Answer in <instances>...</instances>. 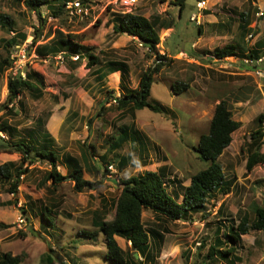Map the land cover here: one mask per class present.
<instances>
[{"label": "rangeland", "instance_id": "obj_1", "mask_svg": "<svg viewBox=\"0 0 264 264\" xmlns=\"http://www.w3.org/2000/svg\"><path fill=\"white\" fill-rule=\"evenodd\" d=\"M198 1L186 0L180 13L175 0H138L135 5L128 0H92L88 13L69 15L66 10L58 17L42 5L40 18L26 8L23 0H0V13L14 20V31L0 27V65L26 50L29 60L25 69L37 74L34 81L43 92L39 96L26 90L14 104L5 107L9 68H0V122L13 128L0 137L8 142L30 138L42 144L50 142L59 156L62 174L72 171L63 159L64 154H71L79 159L83 178L90 181L100 178L88 170V164H100L106 171L101 159L105 155V162H110L108 175L117 180L113 183L107 178L98 189L78 191L70 178L52 184L48 179L49 162L24 164L20 154L0 151V165L14 162L15 167L24 165L25 170L16 204L0 205V222L9 226L0 227V253H26L21 264H115L106 258L104 234L93 224L97 212L107 207L109 211L103 218L113 219L114 204L122 189L118 181L162 167L168 173L169 192L181 202L192 176L208 166L195 147L201 135L209 132L216 105L226 100L234 119L242 122L220 157L225 175L232 181L230 192L217 193L205 209L191 213L186 221L163 223L149 210L143 212V221L148 231L156 229L164 235L159 245L151 233L153 264H264V231L242 235L227 260L206 261L218 227L237 226L245 214L252 220L254 205L264 207V163L247 170L250 134L258 127L256 117L264 113V77L255 73L260 69L264 73V61L258 69L239 56H216V50L232 42L231 32L222 39L198 42L199 25L190 20L198 12ZM228 5L225 10L230 12L233 9ZM233 7L237 13L243 9ZM131 11L147 17L161 15L166 23L173 20V27L160 31L158 52L165 59H159L137 38L113 32L112 18ZM261 11L264 10L256 8L254 18H264ZM55 29L84 37L82 44L99 56L100 63L88 68L86 58L79 67L72 68L68 58L38 55L33 37L36 33L39 36L37 45L46 43ZM15 32L26 34V40L18 38L16 45L8 46L3 40L13 38ZM249 56L250 53L246 55ZM110 62L127 64L121 85L113 83V76L103 82L94 81L92 72L101 67L111 71ZM158 63L166 65L154 75L148 101L162 105L168 113L149 108L133 110L131 106L118 108L111 95L120 97L135 89L142 73ZM180 83L188 84L187 89ZM103 105L105 110L101 111ZM127 127L139 133L120 148H112L114 138L118 139ZM47 132L52 139H47ZM120 156H129L130 164L123 171L119 169ZM12 199L9 183L0 178V204ZM83 231L98 235L90 239ZM118 242L123 249L131 250L126 240L118 238Z\"/></svg>", "mask_w": 264, "mask_h": 264}, {"label": "trees", "instance_id": "obj_2", "mask_svg": "<svg viewBox=\"0 0 264 264\" xmlns=\"http://www.w3.org/2000/svg\"><path fill=\"white\" fill-rule=\"evenodd\" d=\"M55 1V2H54ZM57 1V2H56ZM78 0H23L24 5L29 10L35 11L41 18V6L46 5L50 10V13L55 17L63 14L67 10V14L71 12L68 8L70 3H74ZM83 7L88 8L92 0H79ZM55 7L54 4H57ZM179 6L180 13L185 8L186 0H175L173 2ZM70 15V14H69ZM114 23L113 32L116 35H128L135 37L139 40L142 46L147 47L151 52L156 53L159 59H165V56L159 54L158 45L161 42L160 31L162 28H171L174 25L173 20L166 23L162 20L161 15H155L147 17L140 13L127 12L122 14H116L112 18ZM14 20L6 13H0V27L9 31L13 30ZM175 27V26H174ZM17 37V38H16ZM18 38L23 42L26 40V34L21 32H15L14 37L8 40H3L8 46H14L18 42ZM39 40L37 33L33 37V45H36L35 51L38 55L43 57H56L68 58L72 68H77L82 63L83 59H88V68H92L100 63V58L95 53L90 52L89 46L82 44L84 37L79 34H72L64 32L62 29H55L53 37L46 43L36 44ZM93 49V47H92ZM238 48L234 45H225L222 48L216 50V56H239ZM254 59H260L253 52L250 56ZM246 58V56L244 57ZM0 68H8L11 64V59L7 58L3 60ZM109 69L111 71L121 70L123 76L126 75L128 69L127 64L124 62H110ZM166 65L165 63H158L153 67L146 69L139 80L138 86L128 92H124L118 98V108L124 109L131 106L133 110L149 108L152 111L159 113H168L167 109L160 104H153L148 101L153 84L155 82L154 75L160 70V66ZM104 68V67H103ZM106 69V68H105ZM37 74L28 71L26 69V78L21 76L17 78L8 79V95L5 103V107H10L16 100L20 98L22 93L26 90L42 95V90L39 85L34 81V76ZM179 84V83H178ZM176 84H173L175 91ZM187 89L188 84L180 83ZM113 91H109L112 93ZM111 97H116L111 95ZM105 110V105L102 106L101 111ZM101 115V112H100ZM258 127L254 130L251 136V142L249 143V155L247 161L248 172L252 171L255 166L264 163V153L261 152V148L264 145V132L263 122L264 113L259 114L256 117ZM91 123V121H90ZM242 125V122L237 121L233 117L232 110L226 100H221L215 107L213 117L210 121L209 132L202 134L196 151L199 154V158L208 162V166L205 169L200 170L194 174L191 178V182L188 186L184 187L183 200L181 202L172 195L166 184V176L160 170H147L141 174H138L127 179L119 180L121 185V192L114 204L115 217L111 220H104L102 212H98L93 221L96 228L104 234L106 245V258L115 264H151L155 261V255L152 253V235L155 240H159L158 244L163 243V232L152 229L148 231L143 221V212L149 210L154 214L157 221L160 222H176L186 221L193 212H200L205 209L209 200L214 198L217 193L228 194L231 189L232 181L227 179L225 175L224 166L220 161V157L223 155L226 148H228L233 141V133L238 130ZM13 128L8 127L6 124L0 122V131L3 133H11ZM9 130V132H8ZM137 130L133 127H127L122 134L117 138H114V142L111 145L112 148H120L125 142L133 138V134H138ZM49 135V136H48ZM47 139H52V136L47 132ZM49 141V140H48ZM47 143V144H45ZM38 143L33 139L26 141L24 139L8 142L4 137H0V151L17 153L21 155L22 163L33 164L35 161L49 162L51 169L48 172V179L52 181V184L58 185L67 179H71L75 183L76 190L83 191L84 189H98L103 185V180H85L83 178L82 167L77 157L71 155L66 156L65 161L71 164L72 171L70 174H62L58 169L59 156L51 146L50 142ZM244 150V148H243ZM107 156H102V165L105 166V170H102L100 164L92 166L88 164L89 169L93 167L95 171L100 174L104 171L103 176L109 174L108 165L110 162H105ZM122 167L129 163V156H120ZM14 162H6L0 165V178L9 183V193H11L14 199L7 202H2L0 205H12L16 204V194L22 183V176L25 173L23 168L15 167ZM106 172V173H105ZM105 177V176H104ZM223 208V204L220 207V211ZM253 212L255 214L254 219L250 220L248 215L241 217L237 226L229 225L225 227H218L215 232L214 244L211 245L207 260L212 262L217 261V258L227 260L229 256L236 249V245L241 241V236L249 234L252 231H264V207L254 205ZM108 212H106L107 214ZM0 227L7 228V224L0 222ZM84 236L95 238L98 235L97 232L83 231ZM117 236L124 238L127 242L131 243V250L123 249ZM226 237L224 238L222 237ZM135 253L140 254V258H136ZM26 253L13 254L11 252L0 253V264H21L26 259ZM49 258V256H47ZM52 260H49L51 263Z\"/></svg>", "mask_w": 264, "mask_h": 264}, {"label": "crops", "instance_id": "obj_3", "mask_svg": "<svg viewBox=\"0 0 264 264\" xmlns=\"http://www.w3.org/2000/svg\"><path fill=\"white\" fill-rule=\"evenodd\" d=\"M262 1L263 0H243L242 2H239L238 0H208V7L204 11L203 16L201 17L202 24L199 25L198 31H199L200 37H199L198 42H202L203 40H208V38L211 39L210 41H214L219 38L222 39L224 38V35L227 36L228 32H231L232 34L230 37H231L232 42L227 43V44L234 45L238 48L237 51L239 52V54H241L239 55L240 58H244L247 54L249 53L251 54V52H253L257 57L262 58L264 61V18H254L253 16L256 8L260 10L262 9L264 10V4H262ZM228 4H231L233 12L226 11L229 6ZM233 5L235 7L238 6L240 7V9L242 8L243 9L237 13V8L235 9ZM261 12H264V11H261ZM254 32L256 33L255 37L253 36ZM205 33H209V34L207 35ZM263 61L261 64H263ZM259 65L258 66L256 65L258 69H260ZM241 69H245V67H241ZM98 71L100 72L98 73ZM92 73L94 74L95 82H96V79L98 81L103 82L107 77L113 76V83L118 84V85L122 84L123 72L121 70L106 72V69L101 67V68H98V70L96 69L95 73L94 72ZM245 73L249 74V73H252V71H247ZM123 88L126 89L124 85H123ZM125 92H128V91H125ZM68 155H71V154H64V157H63L64 161L66 159V156ZM66 163L71 166L70 163L68 162ZM129 164L130 163H127L126 166L122 167V162L120 161L119 169L123 171ZM92 166L94 165L92 164ZM87 168L89 171L95 172L96 176L103 180V183H104V180H107V178L110 179V181H112L113 183H117V180H115V178L113 177L111 178L108 174L104 175L105 176L104 177L103 176L104 171L98 174L93 167H91L90 169L89 167ZM165 170L166 169L164 167L160 169V171L163 172L167 178L168 173L167 172L165 173ZM108 211H109L108 208L105 207L99 212H102L105 215L106 212ZM118 238L124 239L122 237L117 236V240Z\"/></svg>", "mask_w": 264, "mask_h": 264}, {"label": "built area", "instance_id": "obj_4", "mask_svg": "<svg viewBox=\"0 0 264 264\" xmlns=\"http://www.w3.org/2000/svg\"><path fill=\"white\" fill-rule=\"evenodd\" d=\"M130 3V5H135L136 3H138V0H128ZM208 7V0H200L197 3V9L198 12L197 13H193L190 17L191 21H194L197 25H201L202 24V16L204 11L207 9ZM68 8L71 10V14L75 15V14H82V13H88L89 9L85 8L82 6L81 1H76L74 3H70L68 5ZM260 15H264V12H261ZM251 37V36H250ZM142 45V44H141ZM29 58H28V54L26 53V50H22L20 53L18 54H13L12 56V60H11V64L8 67V79L9 78H17L19 76H21L23 79L26 78V65L28 62ZM263 61L262 58L260 59H253V58H246L245 62L248 64H252V65H258ZM256 74L259 76L263 77V72L260 70L256 71ZM118 96L113 98V102L118 104ZM263 130H264V122H263ZM0 134H2L4 136V134L0 131ZM110 167L112 169H114L113 165H110ZM111 177V176H110Z\"/></svg>", "mask_w": 264, "mask_h": 264}, {"label": "water", "instance_id": "obj_5", "mask_svg": "<svg viewBox=\"0 0 264 264\" xmlns=\"http://www.w3.org/2000/svg\"><path fill=\"white\" fill-rule=\"evenodd\" d=\"M136 258H140V254L139 253H135Z\"/></svg>", "mask_w": 264, "mask_h": 264}, {"label": "clouds", "instance_id": "obj_6", "mask_svg": "<svg viewBox=\"0 0 264 264\" xmlns=\"http://www.w3.org/2000/svg\"><path fill=\"white\" fill-rule=\"evenodd\" d=\"M247 58V57H246ZM246 58H244V60L246 59ZM254 59V58H253ZM255 60H257V59H255ZM254 66H256V65H254ZM263 132H264V130H263ZM263 139H264V137H263Z\"/></svg>", "mask_w": 264, "mask_h": 264}]
</instances>
